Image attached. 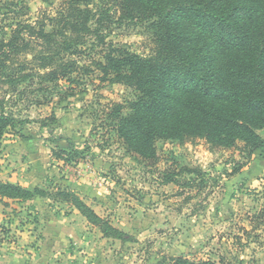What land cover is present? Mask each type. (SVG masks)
<instances>
[{
	"label": "rangeland",
	"instance_id": "rangeland-1",
	"mask_svg": "<svg viewBox=\"0 0 264 264\" xmlns=\"http://www.w3.org/2000/svg\"><path fill=\"white\" fill-rule=\"evenodd\" d=\"M64 1L0 0V34L17 18L35 24L53 16ZM101 5L92 0L89 7ZM101 33L142 56L154 47L146 24L111 21ZM87 41L78 60L91 65L102 47L94 35ZM93 70L72 84L62 81L52 94L11 100L28 122L1 141L0 180L53 194L73 190L125 238L104 236L54 196L0 200V264H171L169 257L178 256L264 264V149L247 155L242 142L210 149L202 139L160 140L158 163L147 165L106 121L113 103L127 104L136 92L101 82ZM5 88L0 84V95ZM258 132L264 137V129ZM165 171L181 183H163Z\"/></svg>",
	"mask_w": 264,
	"mask_h": 264
},
{
	"label": "trees",
	"instance_id": "trees-1",
	"mask_svg": "<svg viewBox=\"0 0 264 264\" xmlns=\"http://www.w3.org/2000/svg\"><path fill=\"white\" fill-rule=\"evenodd\" d=\"M101 1L94 10L89 7L92 0H65L53 16L35 24L17 18L0 34V84L6 87L0 95V144L10 129L28 122L12 110L15 96L22 100L34 92L52 94L62 81L77 82L94 67L101 82L136 92L127 104L113 103L106 121L127 152L147 165L158 163L160 140L202 139L210 149L242 142L247 155L264 149L258 132L264 129V0ZM23 8L29 9L22 6L20 15L27 13ZM111 21L146 24L153 36L152 53L142 56L125 43L106 41L101 30ZM93 35L102 47L100 57L83 64L78 57L85 55L87 39ZM45 121L41 125L46 126ZM177 175L165 171L162 181L180 184ZM37 196L71 203L104 236L125 238L73 190L59 187L53 194L39 186L0 180L2 201ZM169 260L229 264L224 258Z\"/></svg>",
	"mask_w": 264,
	"mask_h": 264
}]
</instances>
